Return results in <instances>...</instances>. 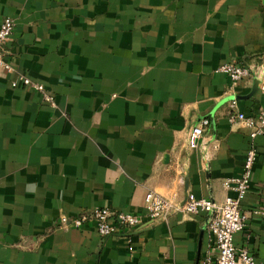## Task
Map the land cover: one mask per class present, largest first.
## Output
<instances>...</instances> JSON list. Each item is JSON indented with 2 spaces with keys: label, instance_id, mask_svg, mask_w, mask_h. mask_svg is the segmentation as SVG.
I'll return each mask as SVG.
<instances>
[{
  "label": "crops",
  "instance_id": "1",
  "mask_svg": "<svg viewBox=\"0 0 264 264\" xmlns=\"http://www.w3.org/2000/svg\"><path fill=\"white\" fill-rule=\"evenodd\" d=\"M10 17L0 71V264H201L206 214L149 219L152 190L182 204L187 193L223 201L238 176L264 93L253 77L216 71L264 67V0H0ZM42 84L55 106L23 86ZM18 82L11 86V82ZM208 119L196 148L186 131ZM242 209L264 206V135ZM140 223L101 236L93 221L58 226L95 207ZM264 264V214L233 235Z\"/></svg>",
  "mask_w": 264,
  "mask_h": 264
},
{
  "label": "built area",
  "instance_id": "2",
  "mask_svg": "<svg viewBox=\"0 0 264 264\" xmlns=\"http://www.w3.org/2000/svg\"><path fill=\"white\" fill-rule=\"evenodd\" d=\"M14 21L5 17L0 22V71L11 72L13 65L6 60L3 44L12 32ZM216 71L225 73L232 83L243 78L253 77L259 80V89L264 93V67L261 65H244L236 62L220 64ZM18 82L23 86L31 87L40 93L42 100L50 106H55L54 96L42 84L33 82L28 77L18 74ZM16 81L11 86H16ZM230 120L239 121L248 130V147L238 176L226 178L222 181L225 190L233 192L223 201L217 202L210 198L195 197L187 193L184 202L180 205L162 195L149 190L144 196V208L149 219H158L171 211L180 210L186 214H197L202 211L206 214L204 221L205 231L209 240V247L201 264H254V257L245 247H236L233 235L245 229L248 219L256 213L264 214V206L251 209H242V202L249 187L252 166L256 160L255 137L264 135V109L255 116L237 112L230 116ZM208 119H202L198 124L190 126L186 131V142L189 148H196ZM91 220L96 231L101 236L115 232L119 227L133 228L140 223V217L122 211L111 210L107 206L95 207L74 216L62 215L58 218V226L79 228Z\"/></svg>",
  "mask_w": 264,
  "mask_h": 264
},
{
  "label": "water",
  "instance_id": "3",
  "mask_svg": "<svg viewBox=\"0 0 264 264\" xmlns=\"http://www.w3.org/2000/svg\"><path fill=\"white\" fill-rule=\"evenodd\" d=\"M258 86H259V80L256 79V80L253 81V85H252V88H251V91H250L249 95L254 93L256 91V89L258 88Z\"/></svg>",
  "mask_w": 264,
  "mask_h": 264
}]
</instances>
